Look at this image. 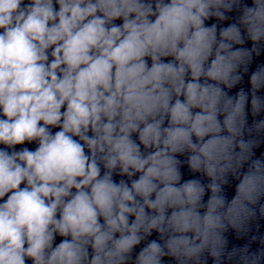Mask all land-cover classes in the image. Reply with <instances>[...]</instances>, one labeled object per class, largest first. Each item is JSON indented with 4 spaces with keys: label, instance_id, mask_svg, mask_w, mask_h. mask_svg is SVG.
I'll list each match as a JSON object with an SVG mask.
<instances>
[{
    "label": "clouds",
    "instance_id": "9594fccd",
    "mask_svg": "<svg viewBox=\"0 0 264 264\" xmlns=\"http://www.w3.org/2000/svg\"><path fill=\"white\" fill-rule=\"evenodd\" d=\"M261 58L264 0H0V264H264Z\"/></svg>",
    "mask_w": 264,
    "mask_h": 264
}]
</instances>
